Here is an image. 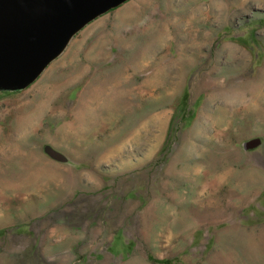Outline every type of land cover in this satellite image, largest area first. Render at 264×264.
<instances>
[{
	"label": "rangeland",
	"instance_id": "1",
	"mask_svg": "<svg viewBox=\"0 0 264 264\" xmlns=\"http://www.w3.org/2000/svg\"><path fill=\"white\" fill-rule=\"evenodd\" d=\"M0 264H264V0H126L0 89Z\"/></svg>",
	"mask_w": 264,
	"mask_h": 264
},
{
	"label": "water",
	"instance_id": "2",
	"mask_svg": "<svg viewBox=\"0 0 264 264\" xmlns=\"http://www.w3.org/2000/svg\"><path fill=\"white\" fill-rule=\"evenodd\" d=\"M126 0H0V89L33 82L89 22Z\"/></svg>",
	"mask_w": 264,
	"mask_h": 264
},
{
	"label": "trees",
	"instance_id": "3",
	"mask_svg": "<svg viewBox=\"0 0 264 264\" xmlns=\"http://www.w3.org/2000/svg\"><path fill=\"white\" fill-rule=\"evenodd\" d=\"M3 231H0V234H2Z\"/></svg>",
	"mask_w": 264,
	"mask_h": 264
}]
</instances>
